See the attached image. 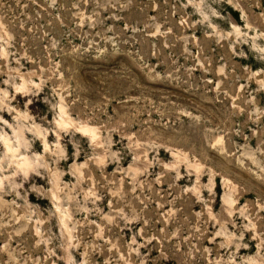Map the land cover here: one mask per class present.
I'll return each mask as SVG.
<instances>
[{"label":"rangeland","instance_id":"374dc122","mask_svg":"<svg viewBox=\"0 0 264 264\" xmlns=\"http://www.w3.org/2000/svg\"><path fill=\"white\" fill-rule=\"evenodd\" d=\"M0 264H264V0H0Z\"/></svg>","mask_w":264,"mask_h":264}]
</instances>
